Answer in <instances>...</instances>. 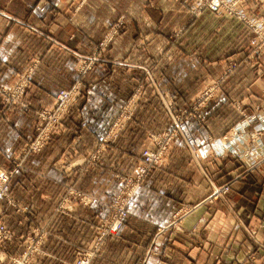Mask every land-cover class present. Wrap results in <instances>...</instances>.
I'll return each mask as SVG.
<instances>
[{
	"label": "rangeland",
	"instance_id": "374dc122",
	"mask_svg": "<svg viewBox=\"0 0 264 264\" xmlns=\"http://www.w3.org/2000/svg\"><path fill=\"white\" fill-rule=\"evenodd\" d=\"M176 1L168 0V3L161 2L162 4L157 0L152 2L150 24L132 40L130 51H126L129 50L128 47L119 43L122 42L120 36L126 31V17L120 12L114 14L103 25L94 47L76 56L73 68L76 80L67 88L58 89L52 101L47 104L32 107L29 98L32 76L39 60L37 55L30 57L23 70L8 85L0 84L3 106H12L24 113L31 111L33 114L31 134L22 145L8 154L10 160L7 166L0 167V227H5V231L0 230V264H47L53 260H57L54 261L55 264H62L58 261L65 257H46L48 253L44 240L49 235L47 227H54L59 222V215H69L72 218L73 213L79 210L78 207L87 208L85 210L88 218L82 223L85 228L83 225L81 229H77V225L74 234H71L76 243L64 245L56 238L60 237L56 233L51 240L58 246V250L63 247L70 251V257H67L65 264H94V259L100 254L104 243L118 237L125 229L130 204L138 188L146 179L148 181L157 177L161 170L163 173L170 171L171 167L167 166L174 157L175 147H180L190 159L198 161L200 157L204 158V163L197 168L201 179L195 184L197 195L202 196L203 193L204 197L196 204L179 199L170 213L164 216L166 223L155 227L139 256L129 262L128 253L124 251L121 254L125 256L124 262L130 264H149L154 259L158 264H185L183 260H177L160 249L163 245L162 239L167 238L166 245L169 246L171 240L179 234L180 237H185L189 246L190 238L198 236L197 231L183 229L182 223L199 204H211L217 200L227 204L232 181L240 173L260 171L264 178V102H251L249 97L264 95V88L255 87L254 79L249 83L254 91L251 89L248 95L243 89L230 86L227 80L235 73L237 75L239 62L231 59L219 69L211 67L210 59L214 55L223 54L217 50L218 46L211 54H207L205 50L196 52L203 44H208L209 39L205 41L204 38L207 30H211L209 35L215 33V38L218 39L215 43H221L222 36L214 28L223 22L231 27L230 43H240L246 48V57L239 61H244L249 56H259L264 61V0H183V9L177 8ZM163 7V10L172 15L163 18L160 10ZM205 12L214 16L215 20H200L187 34L184 33L186 27ZM178 13L182 14V18L174 21L175 14ZM205 22L209 24L207 30ZM183 33L186 35L181 37ZM126 40L130 42L129 39ZM193 62L200 64L199 72L194 71ZM98 64L104 65L103 70L96 69ZM97 80L104 83L102 88H94ZM97 90L118 92V95L127 97L110 114L109 122L98 140L84 136L82 143L87 148L81 149L82 145L77 151L65 148L60 155H55L57 163L54 170H58L62 178L69 179L64 183L53 181L50 177L55 176L46 173L44 163L36 169L32 162H36V159L38 161L40 157H47L49 150L45 148L51 138L59 134L73 107L80 105L86 111L88 107L97 104L92 98ZM228 91L233 94H228ZM146 95H150V99L155 97L157 102L142 109L144 116L140 114L134 119L137 126L144 127L145 146L134 149L135 156L128 166L117 167L112 171L108 168L107 182L103 183L101 189L105 186L110 188L112 184L115 187L109 193H102L93 182L96 169L99 170L102 162H107L110 158L107 153L110 145L138 113L139 106L146 103ZM173 95H183V100L178 101ZM215 95H236L229 103L235 119L226 126L225 132L221 135L208 132L199 136L185 133L184 128L189 124L199 129L206 124V108L215 102ZM238 95H246L251 101L246 106ZM92 109H96V114H99L101 104L93 106ZM165 120L168 127L164 128ZM198 138L203 145L195 149L192 142ZM136 141L139 142L137 145L140 144L141 136ZM146 152L152 154L147 162L144 160ZM216 163H232L230 170L236 168L239 173L229 172L228 179L219 181L215 179L216 174L212 170ZM4 174L8 181L1 180ZM19 174L21 179L16 182L15 178ZM37 178L44 185L41 188V184H38L39 190H47L53 194L50 213L38 215L32 210L36 199L28 196L27 192L34 188L31 185ZM46 180L55 184H47ZM183 184L182 189L185 190V186L190 183L185 181ZM262 184L261 192L264 193V181ZM18 187L24 193L21 190L16 193ZM186 193L188 192L182 193L183 198ZM95 205L99 206L96 210ZM124 211L126 216L121 215ZM73 220L77 221V217H73ZM261 227L264 228V223L254 222L244 229L246 238L253 245L252 249L246 251V257H241L246 264L264 262V257H257L259 254L264 255V237H257V229ZM79 232L86 238L81 246L76 245L80 238ZM217 255L211 257L212 264H235L240 259ZM222 258L227 263H222Z\"/></svg>",
	"mask_w": 264,
	"mask_h": 264
},
{
	"label": "crops",
	"instance_id": "0c3cea01",
	"mask_svg": "<svg viewBox=\"0 0 264 264\" xmlns=\"http://www.w3.org/2000/svg\"><path fill=\"white\" fill-rule=\"evenodd\" d=\"M152 2H156V0H0V84L8 85L15 75L23 70L30 57L37 55L39 60L32 76L29 98L32 107L51 102L58 89L67 88L76 80L73 69L76 56L78 53H86L94 47L103 25L112 16L114 17V14L120 12L126 17V31L120 36L122 42L119 43L129 49L133 46L132 40L139 33L144 32L150 24ZM157 2L159 4H162L161 2L168 3V0H157ZM182 3L183 0H177V8L183 9ZM163 9L164 7L160 9L163 18L172 15ZM202 14L197 18L198 20L192 21L186 27L184 33L195 24H199L200 20L208 22L215 20V17L209 15V13ZM181 18V13L175 14L174 21ZM205 23L207 24L205 26L207 30L209 24ZM227 25L220 22L217 28H214L222 36L219 45L215 43V40H218L215 38V33L209 35L208 33L211 30H207L204 38L205 41L209 39V42L203 44L201 49H197L196 52L205 50L207 54H211V52H215L218 46L217 50L223 54L214 55L210 59V63L209 60L207 61L211 64V67L216 69L223 67L231 59L239 62L237 75L235 73L230 76L227 83L232 87H238L239 90L243 89L245 94L248 95L251 89L254 91L253 86L250 87L249 85L253 79L255 87L264 88V61L259 56H249L246 60L239 61L246 57V48L240 43H230L231 27ZM126 39H129L130 42ZM126 51H130V49ZM193 63L195 64L194 71L199 72L200 64ZM96 66V69L101 68L103 70L104 65L98 64ZM130 77H132L131 80H134L133 76ZM103 84L102 81L97 80L94 88H102ZM85 85L84 82L83 86ZM228 94H233V92L228 91ZM246 95L237 96L244 101L246 106L247 102L251 100V102H264V95H255V97L249 95L251 100H248ZM125 97L127 95H118V92L110 93L108 90H97L92 97L97 104L91 103L94 104L93 106L101 104L99 114L95 112L97 108L92 109L93 106L88 107L86 111L80 105L73 107L70 115L67 116L68 118L64 120L59 134L53 136L49 145L45 148L49 150L47 157H38L39 160L36 159V162H32V166L37 169L41 166V163H44L46 173L55 176H49L50 179L59 183L68 181L69 178H62L60 172L54 170L57 163L55 155H60L65 148H71L74 151L80 150V146L84 144L82 143L84 136L92 137L94 141L98 140L103 133V119L109 116L110 109L113 106L124 103ZM145 97L147 98L146 103L144 102L139 106L138 113L119 133L114 143L110 145L109 149L111 151L107 152L110 154V158L107 162L105 161V164L100 165L99 170L96 169L97 173L93 182L94 185H98L99 191L102 193L104 191L109 193L115 187L112 184L110 188L105 186L101 189L103 183L107 182L106 175L101 172L102 166L110 169L128 166L135 156L134 149H141L145 146L144 127L137 126L134 119L140 114L144 116L145 112L142 109L149 108L150 105L152 106L153 103L157 102L155 97L152 99H150V95ZM174 97H177L178 101L183 100V95H174ZM235 97L236 95H215V102L206 108V124L200 129L193 124H189L184 128L185 133L194 136L208 132L219 133L217 135L224 133L226 126L235 119V114L229 107L231 99ZM1 98L0 95V167H4L7 166L8 160H10L8 154L22 145L31 134L30 124L33 114L31 111L24 113L12 106H3ZM71 115L72 117H70ZM159 115L161 114L159 113ZM165 127H168L167 120H165ZM139 136H141V141L137 145L139 142L136 140ZM192 143L195 145V149L203 145L199 138ZM84 148L87 147L83 146L81 149ZM179 148H174V157L169 160L167 166L171 167L169 172L163 173L161 170L157 177H152L148 181L146 179L138 188L130 204V213L124 226L125 229L118 237L111 238L104 243L100 254L94 259V264H130L129 262L132 259L140 255L142 248L154 233L155 227L166 223L164 216L170 213L171 208L179 199L196 204L204 197L203 193L202 196L197 195V186H195L201 179L197 168L204 163V158L200 157L198 161L190 159ZM231 166H233L232 163L223 165L216 163L214 167L212 166V170L216 174L215 179L224 181L228 179L229 172L230 174L239 173L236 168L233 171L230 170ZM43 169L45 168L43 167ZM57 172L58 174H56ZM20 176L21 174L16 176V182L21 179ZM185 181L190 184L186 185L185 190H183ZM263 181L264 178L260 171L240 173L232 181V189L227 196V204L221 200L214 201L211 204L201 203L192 214L184 219L183 229H196L197 231L198 236L190 238L191 245L188 246L185 237H180L177 234L168 244L169 246L166 245L167 238L165 240L163 238V245L160 246V249L167 251L171 257H175L177 260H183L185 264H212L211 257H215L216 254L219 257H240L235 264H246L245 259L241 257H246V251L252 249L253 245L246 238L244 229L254 222L264 223V193L261 192ZM46 182L47 184H55L47 180ZM111 182L112 180H110ZM38 184L39 186L41 184V188H43V182L37 178L33 180L31 185L34 188L27 192L28 196L36 199L32 210L38 215L50 213L52 212L53 200L51 196L53 194L51 195L47 190H39ZM19 190L21 188L18 187L15 192L18 193ZM185 191L188 192L185 196L186 199L182 197V193ZM21 192L24 193L23 189ZM204 193H207V191ZM98 207L95 205L94 209L96 210ZM78 209L72 215L77 217V221L69 215L61 217L59 215V222L54 227H47L49 235L44 240V245L49 255L46 254V257H65L64 260L58 261L62 264H65L67 257H70V251L63 247L58 250L56 248L58 246L52 243L54 241L51 240V237H55L56 233L60 235L56 238L64 245L69 246L76 243L71 234H74L77 225V229H81L84 225L82 223L87 221L88 218L85 210L87 208L80 209L78 207ZM82 234V232H79L80 238L76 245L81 246L84 244L83 241L86 238ZM257 237H264L263 227L257 229ZM124 251L128 253L129 262H124L125 256L121 254ZM257 257H264V255L259 254ZM41 261L43 262L44 259ZM54 261L57 260L48 262L45 259V262H48L47 264L51 262L55 264ZM223 262L227 263L222 258ZM149 264L158 263L154 259ZM258 264H264V262L259 261Z\"/></svg>",
	"mask_w": 264,
	"mask_h": 264
},
{
	"label": "trees",
	"instance_id": "16d2710c",
	"mask_svg": "<svg viewBox=\"0 0 264 264\" xmlns=\"http://www.w3.org/2000/svg\"><path fill=\"white\" fill-rule=\"evenodd\" d=\"M173 96H174V95H173ZM174 98H175V97H174ZM115 108H117V106H113V107L110 109L109 116H110V114L115 110ZM67 116H68V115H67ZM67 116H66V117H67ZM109 116H108L106 119H105V118L103 119V120H104V121H103V131H104V129L106 128V125H107L108 122H109V120H108V119H109ZM103 131H102V132H103ZM52 138H53V137H52ZM52 138H51V140H52ZM49 143H50V142H49ZM108 151L110 152L111 149H109ZM109 152H108V153H109ZM102 164H105V162L103 161ZM109 169H110V168H109ZM107 170H108L107 167H105V166L103 167V166H102V168H101V172H102V174L106 175V172H108ZM110 170L112 171V169H110ZM107 196H108V195H107Z\"/></svg>",
	"mask_w": 264,
	"mask_h": 264
},
{
	"label": "built area",
	"instance_id": "2783aa9c",
	"mask_svg": "<svg viewBox=\"0 0 264 264\" xmlns=\"http://www.w3.org/2000/svg\"><path fill=\"white\" fill-rule=\"evenodd\" d=\"M151 156H152L151 153L146 152V153L144 154V160H145L146 162L149 161ZM7 179H8V178H7V176H6L5 174H4L3 177L1 178V180H2L3 182L8 181ZM121 215H123V216L125 215V216H126L125 211L122 212ZM0 228H1L0 230L5 231V227H4L3 225H2Z\"/></svg>",
	"mask_w": 264,
	"mask_h": 264
}]
</instances>
